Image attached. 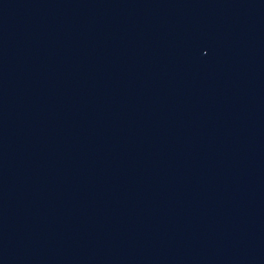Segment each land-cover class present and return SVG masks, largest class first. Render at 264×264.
Segmentation results:
<instances>
[{
	"label": "water",
	"instance_id": "water-1",
	"mask_svg": "<svg viewBox=\"0 0 264 264\" xmlns=\"http://www.w3.org/2000/svg\"><path fill=\"white\" fill-rule=\"evenodd\" d=\"M0 264H264V0H0Z\"/></svg>",
	"mask_w": 264,
	"mask_h": 264
}]
</instances>
